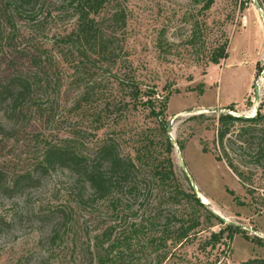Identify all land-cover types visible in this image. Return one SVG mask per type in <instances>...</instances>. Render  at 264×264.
Segmentation results:
<instances>
[{"label":"rangeland","instance_id":"rangeland-1","mask_svg":"<svg viewBox=\"0 0 264 264\" xmlns=\"http://www.w3.org/2000/svg\"><path fill=\"white\" fill-rule=\"evenodd\" d=\"M204 1L122 0L128 13L125 43L144 83L155 85L160 95H170L167 115L176 178L185 190H192L194 183L208 201L203 205L222 221L211 229L224 233L218 245L221 258L224 264H239L264 258V168L243 164L253 169L248 188L255 191L248 194L225 162L215 159L214 140L221 113L255 115L264 97V4L259 10L254 4L259 6L258 0H214L203 11ZM45 3L18 17L14 28L0 26V80L30 69L37 49L49 48L71 28L58 5ZM225 41L227 56L213 65L211 52ZM53 72L63 86L60 94L51 91L41 100V111L28 107L15 121L0 112L6 129L0 132V172L6 180L31 169L42 136L51 131L64 136L80 123L68 110L73 93L67 67L53 64ZM231 105L234 112L225 110ZM202 114L204 118H198ZM178 141L184 143L183 150ZM204 144L211 152L202 151ZM229 153L238 163L248 155L237 154L234 146ZM67 188V175L58 172L21 197L0 193V218L9 223L0 231V264H94L93 241L110 216L100 204L77 203ZM194 251L195 247L187 249L189 255Z\"/></svg>","mask_w":264,"mask_h":264},{"label":"trees","instance_id":"trees-1","mask_svg":"<svg viewBox=\"0 0 264 264\" xmlns=\"http://www.w3.org/2000/svg\"><path fill=\"white\" fill-rule=\"evenodd\" d=\"M45 1L0 0V26L14 28L18 17L42 8ZM51 1L72 22L71 28L49 48L37 49L30 69L0 80V112L15 121L28 107L41 111L43 98L51 91L60 94L63 84L53 77V64L62 63L73 93L68 110L80 123L64 136L53 131L42 136L39 156L28 172L8 180L0 172V193L21 197L44 177L64 172L67 191L77 203L100 204L110 216L95 235L94 264H224L218 246L224 233L211 231L214 222L222 221L175 176L167 133L170 95L144 83L130 59L122 0ZM204 2L201 10L208 11L214 0ZM258 3L261 8L264 0ZM226 49L227 41L217 45L210 63L225 59ZM225 110L234 112V106ZM5 130L0 124V132ZM177 145L184 149L182 141ZM214 145L215 159L225 162L252 195V171L264 168V97L250 119L221 113ZM231 146L237 154L247 151V157L239 163L232 159ZM202 151L211 152L205 144ZM8 225L0 218V231ZM239 264H264V258Z\"/></svg>","mask_w":264,"mask_h":264},{"label":"water","instance_id":"water-1","mask_svg":"<svg viewBox=\"0 0 264 264\" xmlns=\"http://www.w3.org/2000/svg\"><path fill=\"white\" fill-rule=\"evenodd\" d=\"M254 4H255V6L257 7V9L260 10V7L258 6L257 2H254ZM255 102H256V103H259V93H258V91H257V86H256V93H255ZM253 116H254V115H252V116L241 115L240 117H242V118H244V119H250V118H252ZM167 133H168V136H169L170 138H172V126H171V123H169L168 126H167ZM181 167H182V170H183V172L185 173L186 177L189 178V176H188V174H187V172H186L185 164H184V163H181ZM191 188H192L193 193L196 195V197L200 199V195H199V193L197 192V189H196V186H195L194 183H191ZM201 203H202V204H205V203H203L202 201H201Z\"/></svg>","mask_w":264,"mask_h":264},{"label":"bare ground","instance_id":"bare-ground-1","mask_svg":"<svg viewBox=\"0 0 264 264\" xmlns=\"http://www.w3.org/2000/svg\"><path fill=\"white\" fill-rule=\"evenodd\" d=\"M172 137H173V136H172ZM200 199L202 200L203 203H205V204L208 203V201H206L205 198H203V197L201 198V194H200Z\"/></svg>","mask_w":264,"mask_h":264}]
</instances>
